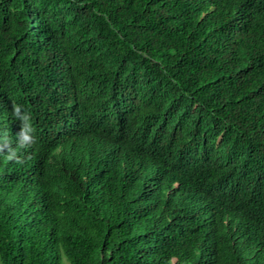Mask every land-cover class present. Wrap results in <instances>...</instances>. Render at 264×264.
<instances>
[{
	"label": "trees",
	"instance_id": "1",
	"mask_svg": "<svg viewBox=\"0 0 264 264\" xmlns=\"http://www.w3.org/2000/svg\"><path fill=\"white\" fill-rule=\"evenodd\" d=\"M16 105L0 264H264V0H0Z\"/></svg>",
	"mask_w": 264,
	"mask_h": 264
},
{
	"label": "clouds",
	"instance_id": "2",
	"mask_svg": "<svg viewBox=\"0 0 264 264\" xmlns=\"http://www.w3.org/2000/svg\"><path fill=\"white\" fill-rule=\"evenodd\" d=\"M12 115L16 121L20 122L21 128L14 138L10 137L8 132L0 133V155H4L9 161L21 163L20 150L30 149L34 146L37 143V136L30 123L31 117L22 105H16L12 110ZM58 254L59 264H71L63 250H59Z\"/></svg>",
	"mask_w": 264,
	"mask_h": 264
}]
</instances>
